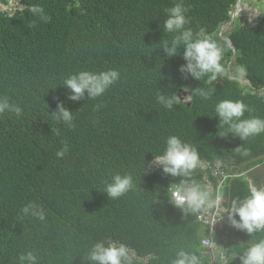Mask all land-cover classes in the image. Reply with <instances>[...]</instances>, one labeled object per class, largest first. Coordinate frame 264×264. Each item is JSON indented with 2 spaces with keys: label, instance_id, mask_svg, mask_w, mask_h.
I'll list each match as a JSON object with an SVG mask.
<instances>
[{
  "label": "trees",
  "instance_id": "16d2710c",
  "mask_svg": "<svg viewBox=\"0 0 264 264\" xmlns=\"http://www.w3.org/2000/svg\"><path fill=\"white\" fill-rule=\"evenodd\" d=\"M72 2V8L64 4L66 14L63 13L61 26L51 29L44 51L32 47L22 54H8L6 60L3 55L0 58V95H7L23 109L19 117L14 113L0 116V186L8 188L10 195V202L4 207L6 213L14 214L15 203L35 202L44 208L48 232L40 250L45 261L39 259V264H87L83 257L89 247L108 239L126 245L139 257H151L150 264H172L181 249L197 255L200 264H209V258L202 257L201 227L196 218L183 217L179 209L171 206L167 190L155 191L156 186L143 185L142 165L133 158L132 147L110 144L126 132L135 133L136 127L147 119L146 113L156 111L152 116L166 120L170 135L192 144L202 161H226L220 135L228 127L211 125L201 113L210 99L194 96L190 108L178 100L179 90L188 82L175 57H167L156 46L152 56L135 59L129 48L114 39L109 21L132 20L138 25L134 31L138 45H149L153 38H157L156 45L160 44L166 37L162 25L167 4L145 7L138 0H95L89 27L83 34L78 30V14L88 0ZM232 2L198 0L197 5L212 8ZM78 3L80 8L76 7ZM93 35L101 45L102 68L119 71L120 79L98 100L88 99L87 95L80 101L69 100L63 81L72 74L96 68ZM166 38L171 39V34ZM235 43L242 56L238 63L247 71L252 86H243L239 81L223 85L220 80L212 84V95L233 94L243 101L253 109L245 112L244 119L263 116L264 101L259 90L264 87V22L254 31L237 34ZM107 47L112 49V65L104 60ZM22 60L28 66L18 72L16 68ZM101 71L104 70L96 72ZM161 92L174 99L173 108L157 102ZM59 102L73 113L74 128L51 116ZM193 113L195 121L187 122L186 115ZM65 143L68 152L58 158L56 153ZM157 145L156 140L147 142V154H162L164 148ZM227 162L233 164L234 160ZM117 173L132 175L135 188L110 200L103 192L102 181L111 182ZM16 192H28L27 198H13ZM222 192L227 194L224 189ZM135 196L140 209L133 206ZM153 196L163 200L155 212ZM246 196L235 187L231 203ZM155 226L162 229L161 241L155 238ZM255 239L256 243L264 239V231ZM130 256L132 264H137ZM231 264L241 261L234 258Z\"/></svg>",
  "mask_w": 264,
  "mask_h": 264
},
{
  "label": "clouds",
  "instance_id": "9594fccd",
  "mask_svg": "<svg viewBox=\"0 0 264 264\" xmlns=\"http://www.w3.org/2000/svg\"><path fill=\"white\" fill-rule=\"evenodd\" d=\"M138 1L145 7L167 4L162 30L166 37L171 34V39L165 37L156 45L157 38H153L149 45H138L134 36L135 26H138L135 22L112 20L109 23L114 39L129 48L135 59L140 55L152 56L156 46L167 57H175L179 71L188 82L179 90L177 98L189 108L193 106L194 96L210 99L212 84L227 78L237 58H242L235 43L236 35L242 31H254L264 22V0H234L229 5L212 8L197 5L198 0ZM94 2L88 0L78 14V30L83 34L89 27ZM65 3L74 7L72 0H0V58L3 55L6 60L8 54H22L32 47L44 51L51 29L61 26L63 13L66 14ZM76 7L80 8L81 4ZM93 40L96 68L72 74L63 81L62 86L70 93L69 100L80 101L85 95L88 99L98 100L120 79L119 71L102 68L101 45L94 35ZM104 60L113 64L110 47L104 52ZM27 66L22 60L16 69L22 72ZM241 68L248 77L242 64ZM98 69L104 71L96 72ZM259 96L264 101V87L259 90ZM157 102L168 109L174 106V99L164 92L157 95ZM207 110L208 104L201 113L205 115ZM252 111L236 97L216 104L215 116L219 117L220 127H228L220 135L226 148L225 162L202 161L192 144L177 135H170L166 120L160 121L152 116L156 111L146 113L147 119L136 127L135 133L126 132L120 139L110 142L132 147L133 158L142 165L143 185L152 184L156 186L155 191L167 190L171 206L179 209L183 217L193 215L196 218L201 227L202 257L204 260L209 258V264H221L219 259L231 261L234 258H239L241 264H264V239L257 243L255 239L260 231H264V182L262 173L261 177L257 176L264 168V151L258 153L256 143L258 140L264 146V115L242 118L245 112ZM5 113L19 117L23 109L12 103L7 95H0V116ZM51 116L69 128L75 127L74 115L63 102L57 104V110ZM195 118L193 113L186 115L185 120L194 122ZM151 140L158 142L157 147L164 148L162 154H147V142ZM67 152L68 144L65 143L56 155L63 158ZM230 158L234 160L235 178L224 176V167ZM102 182L105 184L103 192L110 200L119 199L135 188L130 174L117 173L111 182ZM235 187L247 196L231 203ZM223 189L227 191L226 195ZM27 194L16 192L12 196L27 198ZM9 202L8 188L0 186V264H39V259L45 261V256L40 253L48 232L44 208L35 202L15 203V212L9 216L4 209ZM162 203L163 200L154 197L153 211ZM133 206L140 209L136 196ZM66 222L70 223L69 220ZM161 237L162 229L155 226V238L161 241ZM130 255L137 264H150L151 257H139L126 245L117 244L112 239L92 244L83 260L87 264H132ZM172 264H200V260L197 255L181 249L176 252Z\"/></svg>",
  "mask_w": 264,
  "mask_h": 264
},
{
  "label": "bare ground",
  "instance_id": "6f19581e",
  "mask_svg": "<svg viewBox=\"0 0 264 264\" xmlns=\"http://www.w3.org/2000/svg\"><path fill=\"white\" fill-rule=\"evenodd\" d=\"M228 81H239L243 86H252L251 80L244 75L241 64L238 63V58L236 62L233 64L231 72L229 76L222 80L223 85ZM234 95L226 96V94L218 95V96H211L210 103L208 104V110L205 114L207 120L211 123V125H218L220 126L219 117H216L215 115V107L216 104L221 100H232ZM224 176L227 178H235L236 173L234 170V162L233 164L227 162L224 167ZM221 264H231V261H224L222 259H219Z\"/></svg>",
  "mask_w": 264,
  "mask_h": 264
},
{
  "label": "rangeland",
  "instance_id": "374dc122",
  "mask_svg": "<svg viewBox=\"0 0 264 264\" xmlns=\"http://www.w3.org/2000/svg\"><path fill=\"white\" fill-rule=\"evenodd\" d=\"M257 146H258V153L264 151V146L261 144L260 141H256ZM261 173L263 175V182H264V168L260 169V172L257 174L258 177H261ZM227 259V258H226Z\"/></svg>",
  "mask_w": 264,
  "mask_h": 264
}]
</instances>
